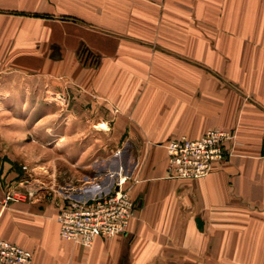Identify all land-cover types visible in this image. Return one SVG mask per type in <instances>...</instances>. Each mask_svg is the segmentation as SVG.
Here are the masks:
<instances>
[{"label":"crops","instance_id":"1","mask_svg":"<svg viewBox=\"0 0 264 264\" xmlns=\"http://www.w3.org/2000/svg\"><path fill=\"white\" fill-rule=\"evenodd\" d=\"M41 65L70 77L80 138L92 124L139 157L137 210L114 239L64 240L55 197L21 161L23 127L2 111L29 102ZM213 129L237 131L233 156L170 178L164 145ZM263 157L264 0H0V236L32 264H264Z\"/></svg>","mask_w":264,"mask_h":264},{"label":"rangeland","instance_id":"2","mask_svg":"<svg viewBox=\"0 0 264 264\" xmlns=\"http://www.w3.org/2000/svg\"><path fill=\"white\" fill-rule=\"evenodd\" d=\"M77 62L79 63V60ZM83 63L93 70L98 65V61L94 59H83ZM45 70L46 66L41 65L39 89L36 93L27 95L29 102L24 101V107L2 111L3 115L17 119V123L23 127L24 153L20 158L25 167L35 168L39 180L38 190L43 192L46 198L55 197L59 214L75 200H80L75 196H78L81 187H90L89 190L93 191L92 187L100 185L103 190L101 194H107L113 190L119 179L118 174L122 173V176L127 178L123 188L134 200L137 210L138 197L133 195L132 187L138 182L134 177V170L139 157L134 156L132 145L122 140L119 146H112L111 139L96 140L93 138L95 134L92 124L88 125V138H80V130H84L86 125L79 124L77 120L71 124L68 122L69 116L78 118L80 115L79 102L73 98L79 95L74 93L78 92L77 88H72L75 91L70 102V77L62 75L58 68L56 74ZM88 106L90 112L91 104ZM14 127L16 128L13 125L11 130ZM86 148L96 149L85 155L88 150ZM168 176L170 177L169 170ZM69 195H72V198ZM10 198L24 201L26 197L23 194H12Z\"/></svg>","mask_w":264,"mask_h":264},{"label":"built area","instance_id":"3","mask_svg":"<svg viewBox=\"0 0 264 264\" xmlns=\"http://www.w3.org/2000/svg\"><path fill=\"white\" fill-rule=\"evenodd\" d=\"M237 143V132L226 129L210 130L199 139L182 137L167 142L164 148L170 177L182 180L209 177L216 163L233 156L231 147ZM118 176L113 190L107 194L100 192L89 199L75 200L58 214L63 239L90 247L97 239L110 240L127 232L136 205L123 188L127 178L122 173ZM31 261L29 250L0 236V264H31Z\"/></svg>","mask_w":264,"mask_h":264}]
</instances>
